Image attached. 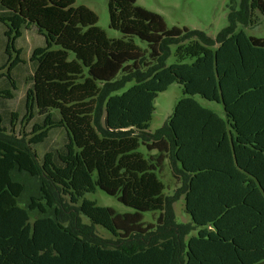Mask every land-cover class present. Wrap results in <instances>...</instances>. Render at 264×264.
Wrapping results in <instances>:
<instances>
[{"label": "trees", "instance_id": "1", "mask_svg": "<svg viewBox=\"0 0 264 264\" xmlns=\"http://www.w3.org/2000/svg\"><path fill=\"white\" fill-rule=\"evenodd\" d=\"M255 10L264 14V0H240L213 39L167 28L136 0H109V27L122 34L109 38L75 0H0V102L18 89L16 72L30 70L20 108L0 112V264H264V39L236 31ZM29 28L44 45L25 58L17 41ZM171 45L176 60L166 65ZM174 82L184 97L150 132L154 99ZM194 95L222 104L224 117ZM55 130L62 145L40 154ZM166 161L181 183L171 197L156 173ZM15 171L40 179L26 207ZM97 188L134 212L84 197ZM179 194L191 225L174 221ZM33 210L42 215L31 220ZM147 211L160 212L155 226L142 227Z\"/></svg>", "mask_w": 264, "mask_h": 264}, {"label": "rangeland", "instance_id": "2", "mask_svg": "<svg viewBox=\"0 0 264 264\" xmlns=\"http://www.w3.org/2000/svg\"><path fill=\"white\" fill-rule=\"evenodd\" d=\"M108 1L109 0H75V6L83 5L93 11L97 16V27L104 31L109 38H122V34L109 27V15H108ZM240 0H136V5L153 11L161 15L167 28L173 26L179 28H187L189 31L203 32L210 38L215 39L216 35L228 24V16L231 11L238 12ZM252 22L249 24H238L236 31L243 30L247 35L263 38L264 39V14L255 10L252 12ZM4 26L0 23V65L4 62L6 38L4 36ZM134 42L143 51L147 50L146 56H148V45L146 42L139 40L137 37H133ZM17 45L22 48L23 56L28 58L32 49L38 45H44L43 37H39L33 28H29L24 31L22 39L17 41ZM175 49L176 45L170 46L171 54L166 60V65H170L175 62ZM22 68L16 72L21 78L18 89L13 91V98L10 100H4L0 102V112H10L20 108L23 96L25 94L27 85L23 83V77L30 72L29 67ZM6 67L0 69V73H5ZM135 82L127 83L123 89L118 93L125 91L132 86ZM8 86L7 81L0 80V88H6ZM184 97L182 86L176 82L170 84L168 88L156 96L154 99V112L150 121L149 131L155 132L157 129L163 126L165 121L172 115L173 109L177 101ZM193 98L198 101L203 107L211 109L219 113L224 117L222 104L208 101L203 99L200 95H194ZM100 124L103 125L104 112L103 103L100 107ZM18 124V122H17ZM29 128V127H28ZM21 127L16 126L15 133ZM29 130V129H27ZM20 133V132H19ZM64 139V133L62 130H55L50 133L48 143L45 147L39 148L38 152L43 153L46 148H56L62 145ZM144 157L155 156L156 152L148 151L144 145H140L138 148ZM159 179L164 184L163 193L165 197L175 196L181 183L179 179L174 178L170 169L168 161H166L159 171L156 172ZM15 180H18L25 185V190L19 199V204L26 207L31 195L39 197V177H32L26 172L19 173L15 171L13 173ZM85 198L94 200L98 205L104 207H111L116 213H133L134 210L130 207L120 203L115 196L108 195L103 190L97 188L95 192L86 193ZM171 209L174 214V221L177 224H189L191 220L184 209V195L179 194L172 202ZM159 211H147L142 213V227L147 225L155 226L159 216ZM42 214L33 210L30 211L31 220L41 216ZM45 215H52V210L49 209ZM80 221L83 224H90L87 217L79 214ZM65 225L68 221L63 222ZM95 233L105 239L116 240V238L105 228L94 225ZM197 232V228H193L188 235L185 236V240L191 235Z\"/></svg>", "mask_w": 264, "mask_h": 264}, {"label": "crops", "instance_id": "3", "mask_svg": "<svg viewBox=\"0 0 264 264\" xmlns=\"http://www.w3.org/2000/svg\"><path fill=\"white\" fill-rule=\"evenodd\" d=\"M189 216V215H188ZM190 217V216H189ZM191 220V219H190Z\"/></svg>", "mask_w": 264, "mask_h": 264}]
</instances>
